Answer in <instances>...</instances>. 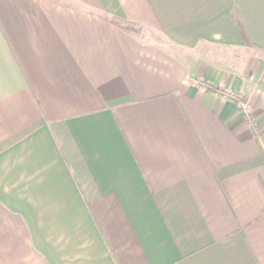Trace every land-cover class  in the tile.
<instances>
[{
	"label": "crops",
	"instance_id": "obj_1",
	"mask_svg": "<svg viewBox=\"0 0 264 264\" xmlns=\"http://www.w3.org/2000/svg\"><path fill=\"white\" fill-rule=\"evenodd\" d=\"M0 264H264V0H0Z\"/></svg>",
	"mask_w": 264,
	"mask_h": 264
},
{
	"label": "trees",
	"instance_id": "obj_2",
	"mask_svg": "<svg viewBox=\"0 0 264 264\" xmlns=\"http://www.w3.org/2000/svg\"><path fill=\"white\" fill-rule=\"evenodd\" d=\"M204 87H206L208 90H211V91H222L221 88L214 84V83H210V82H204Z\"/></svg>",
	"mask_w": 264,
	"mask_h": 264
}]
</instances>
